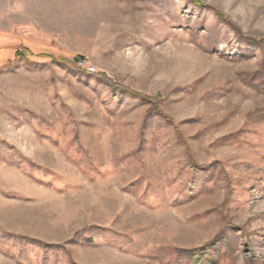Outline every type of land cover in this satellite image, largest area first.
<instances>
[{
  "label": "rangeland",
  "instance_id": "1",
  "mask_svg": "<svg viewBox=\"0 0 264 264\" xmlns=\"http://www.w3.org/2000/svg\"><path fill=\"white\" fill-rule=\"evenodd\" d=\"M0 264H264V0H0Z\"/></svg>",
  "mask_w": 264,
  "mask_h": 264
},
{
  "label": "trees",
  "instance_id": "2",
  "mask_svg": "<svg viewBox=\"0 0 264 264\" xmlns=\"http://www.w3.org/2000/svg\"><path fill=\"white\" fill-rule=\"evenodd\" d=\"M78 60H82V59L79 58V59H77V61H78ZM198 255H199V254H198ZM193 258L196 259V260H198V259L200 258V256L197 257V255H195Z\"/></svg>",
  "mask_w": 264,
  "mask_h": 264
}]
</instances>
